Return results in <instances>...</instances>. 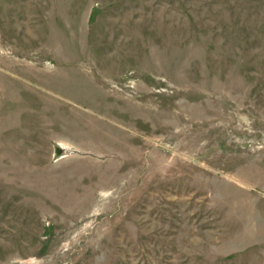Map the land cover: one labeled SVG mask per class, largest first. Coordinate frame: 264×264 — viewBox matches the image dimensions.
I'll return each instance as SVG.
<instances>
[{
    "label": "rangeland",
    "instance_id": "obj_1",
    "mask_svg": "<svg viewBox=\"0 0 264 264\" xmlns=\"http://www.w3.org/2000/svg\"><path fill=\"white\" fill-rule=\"evenodd\" d=\"M0 264H264V0H0Z\"/></svg>",
    "mask_w": 264,
    "mask_h": 264
}]
</instances>
